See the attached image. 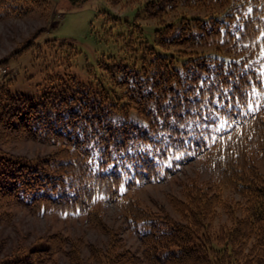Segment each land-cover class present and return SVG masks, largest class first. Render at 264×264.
I'll list each match as a JSON object with an SVG mask.
<instances>
[{
    "label": "trees",
    "instance_id": "trees-1",
    "mask_svg": "<svg viewBox=\"0 0 264 264\" xmlns=\"http://www.w3.org/2000/svg\"><path fill=\"white\" fill-rule=\"evenodd\" d=\"M135 6L138 19L106 15L102 38L113 48L87 63L83 79L73 71L79 50L72 40L23 43L35 52L30 62L39 64L42 82L31 95L13 90L16 77L0 82V134L56 151L30 159L0 149V209L95 222L101 204L119 205L143 257L111 241L107 251L90 249L98 264L264 263V0ZM50 9L51 0H0V17ZM147 19L154 22L149 32ZM195 159L209 178L169 198L180 219L125 197ZM223 189L241 199L228 201ZM218 208L226 218L214 230ZM50 248H31L18 262L43 264ZM74 253L72 262L83 264Z\"/></svg>",
    "mask_w": 264,
    "mask_h": 264
},
{
    "label": "rangeland",
    "instance_id": "rangeland-1",
    "mask_svg": "<svg viewBox=\"0 0 264 264\" xmlns=\"http://www.w3.org/2000/svg\"><path fill=\"white\" fill-rule=\"evenodd\" d=\"M140 1L143 0H132V4L121 5L113 4L111 0H51V9L45 12L46 14L32 11L20 18L0 17V82L16 77L12 84L13 90L25 95L39 92L37 85L42 82L40 66L30 62L35 52L25 51L24 47V42L31 37L39 44L51 38L72 40L79 50L73 71L81 79L85 78L87 63H94L98 55L113 48L111 42L102 38L101 26L106 15L138 19L140 13H137L135 5ZM209 8L213 7H207V11L213 10ZM187 11L191 14L207 13L202 8H191ZM147 22L149 24L144 25V28L149 32L152 28L150 25L154 22L148 19L145 20V23ZM2 138L4 139L0 134V149L14 156L34 159L56 151L55 146L51 144L30 139ZM202 163L199 159L192 160L168 179L131 189L125 197L137 199L140 206L150 210H166L171 217L180 219V214L170 205L169 198L173 195L182 197V189L186 183L209 178ZM222 196L228 201L241 199L237 195L232 196L225 189ZM99 207L102 213L95 222L85 215L38 213L15 205L0 209V262L19 264L18 259L24 258V254L31 248L48 245V248L51 246L52 252L46 256L48 260L45 259L43 264H75L72 262L74 251L80 254L79 258L84 261L83 264H98L90 259V249L94 247L107 251L111 241L117 243V250H126L135 257H143V246L127 228L120 206L112 203L101 204ZM215 215L212 219L214 230L223 225L226 218L225 211L220 208ZM253 241L254 239H251L249 243ZM132 264L147 263L136 258Z\"/></svg>",
    "mask_w": 264,
    "mask_h": 264
}]
</instances>
